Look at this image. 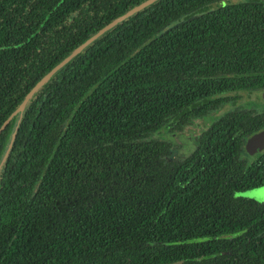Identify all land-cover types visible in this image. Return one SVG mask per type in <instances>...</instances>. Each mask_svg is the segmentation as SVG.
Listing matches in <instances>:
<instances>
[{
  "label": "trees",
  "instance_id": "1",
  "mask_svg": "<svg viewBox=\"0 0 264 264\" xmlns=\"http://www.w3.org/2000/svg\"><path fill=\"white\" fill-rule=\"evenodd\" d=\"M142 1L0 0V125ZM261 91L264 0H156L106 30L0 132V264H264V201L242 195L264 187L244 150L264 107L222 108ZM198 118L173 151L162 128Z\"/></svg>",
  "mask_w": 264,
  "mask_h": 264
},
{
  "label": "water",
  "instance_id": "2",
  "mask_svg": "<svg viewBox=\"0 0 264 264\" xmlns=\"http://www.w3.org/2000/svg\"><path fill=\"white\" fill-rule=\"evenodd\" d=\"M156 0H144L140 2L139 4L133 6L129 10H127L122 15L114 18L107 24H105L103 27H101L99 30H97L94 34L89 36L85 41H83L81 44H79L77 47H75L68 55H66L61 61H59L56 65H54L46 74H44L33 86L32 88L26 93L22 101L19 103V105L11 112V114L4 120V122L0 125V132L5 128V126L9 123L11 118L18 114L17 122L20 121L23 111L25 109V106L27 103L31 100V98L35 95L36 92L39 91V89L54 75V73L60 69L64 64H66L73 56L81 52V50L90 44L93 40L98 38L100 35H102L106 30L110 29L111 27L115 26L117 23L123 21L124 19L128 18L132 14L138 12L139 10H142L144 7L148 6L149 4L153 3ZM264 101V91H261L259 93ZM16 128L11 134L10 140L8 142L7 148L0 160V167L2 163L4 162L8 152L9 148L15 138L16 135ZM264 149V128L249 135L244 143V150L252 155L255 153H258Z\"/></svg>",
  "mask_w": 264,
  "mask_h": 264
},
{
  "label": "rangeland",
  "instance_id": "3",
  "mask_svg": "<svg viewBox=\"0 0 264 264\" xmlns=\"http://www.w3.org/2000/svg\"><path fill=\"white\" fill-rule=\"evenodd\" d=\"M258 94H259L258 92H253L249 94L245 93L243 94L242 98L237 100L235 105H232L231 103H225L222 108L228 110V109L234 108L235 106H241V107H247V108L251 107L252 109H256V108L261 109L264 107V105H261L255 101L256 98L258 97ZM259 97L260 98H258V101L260 100L263 101V98L261 97L260 94H259ZM220 112L221 111H218V112L213 111L211 114L212 118L217 117L218 115H221L222 113ZM207 122H208V119L206 118H198L197 120H195L193 124L185 127L178 133L170 131L169 127H165V128H162V130L164 131L163 135L165 136V132H168L167 134L168 138H171L169 140L170 141L172 140L174 142L172 143V146H171V148L174 149L173 151L189 153L195 146L193 139L200 133L202 129L208 126ZM255 154H252L249 158L251 159L252 156ZM242 195L248 198H254L257 201H264V187L246 190L245 192L242 193Z\"/></svg>",
  "mask_w": 264,
  "mask_h": 264
},
{
  "label": "flooded vegetation",
  "instance_id": "4",
  "mask_svg": "<svg viewBox=\"0 0 264 264\" xmlns=\"http://www.w3.org/2000/svg\"><path fill=\"white\" fill-rule=\"evenodd\" d=\"M258 98H260V97H257L255 101L258 102L261 105H264V101H262V100L258 101Z\"/></svg>",
  "mask_w": 264,
  "mask_h": 264
},
{
  "label": "bare ground",
  "instance_id": "5",
  "mask_svg": "<svg viewBox=\"0 0 264 264\" xmlns=\"http://www.w3.org/2000/svg\"><path fill=\"white\" fill-rule=\"evenodd\" d=\"M238 127V126H237ZM216 136V135H215ZM224 144V143H223ZM222 144V145H223ZM224 149V148H223ZM220 150V149H219ZM228 152V151H227ZM229 155V154H228ZM219 156V155H218ZM228 157V156H227ZM222 160V159H221ZM232 160V159H231ZM215 164V163H214ZM221 166V165H220ZM229 171V170H228ZM261 173V172H260ZM220 175V174H219ZM223 175V174H222ZM218 176V175H217ZM256 179V178H255ZM251 181V180H250ZM232 183V182H231ZM240 183V182H239ZM238 185V184H237ZM229 189V188H228ZM224 190V189H223Z\"/></svg>",
  "mask_w": 264,
  "mask_h": 264
}]
</instances>
